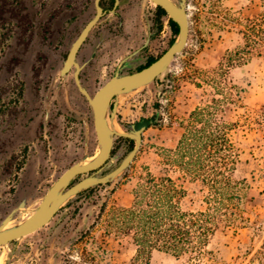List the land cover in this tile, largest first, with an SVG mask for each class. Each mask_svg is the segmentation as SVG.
Listing matches in <instances>:
<instances>
[{
  "label": "rangeland",
  "instance_id": "1",
  "mask_svg": "<svg viewBox=\"0 0 264 264\" xmlns=\"http://www.w3.org/2000/svg\"><path fill=\"white\" fill-rule=\"evenodd\" d=\"M0 3V220L25 198L15 223L32 212L69 165L98 151L90 105L77 90L72 72L59 74L71 41L93 7L92 0ZM186 4L189 33L183 50L153 82L118 97L113 120L118 131L158 112L157 121L142 132L127 169L71 197L39 229L0 246V263L132 264L135 251L129 238L104 234L109 209L131 203L132 188L145 166L156 175L168 173L184 187V209L205 207L206 187L165 164L163 153L175 147L190 112L218 98L225 100L223 118L235 124L230 134L238 161L232 176L248 183L240 206L246 219L241 227L216 231L208 245L212 254L202 255L200 264H264V0ZM96 31L83 45L80 61L90 57ZM173 38L172 33H160L147 53L157 55ZM116 44L109 35L82 69V84L91 94L111 76L124 53ZM57 81L44 101L49 85ZM128 145L115 137L116 157L107 171L124 157ZM102 203L105 211L98 217ZM184 262L160 251L150 258V264Z\"/></svg>",
  "mask_w": 264,
  "mask_h": 264
},
{
  "label": "trees",
  "instance_id": "2",
  "mask_svg": "<svg viewBox=\"0 0 264 264\" xmlns=\"http://www.w3.org/2000/svg\"><path fill=\"white\" fill-rule=\"evenodd\" d=\"M2 11L0 3V16ZM170 24L177 32L172 20ZM224 104L213 98L195 107L175 147L163 153L165 164L206 187L203 209H184V187L168 173L156 175L147 166L132 188L131 203L109 209L104 234L129 238L135 251L132 264H150L154 251L184 258L183 264H200L202 255L212 254L208 245L216 231L244 223L240 206L248 183L232 176L238 151L230 134L235 124L223 118ZM99 210L101 217L105 203Z\"/></svg>",
  "mask_w": 264,
  "mask_h": 264
},
{
  "label": "water",
  "instance_id": "3",
  "mask_svg": "<svg viewBox=\"0 0 264 264\" xmlns=\"http://www.w3.org/2000/svg\"><path fill=\"white\" fill-rule=\"evenodd\" d=\"M99 1L94 0V15L85 23L71 42L67 54L63 59L62 66L59 68V74L63 76L73 67L75 86L84 95L92 111L98 152L87 162H85L86 156L82 160L69 165L46 189L37 205L32 209V212L15 223H12V220L15 214L25 206V198H22L16 206L12 207L0 220V246L6 245L9 242H15L20 237L32 233L47 224L59 208L71 197L80 194L89 187L107 183L120 176L135 157L141 145L142 132L147 126L155 123L158 119V112L149 117H140L139 120L129 125L127 131H118L113 123L116 116L119 95L150 83L158 74L167 68L174 55L180 52L185 46L189 32L186 0H153L164 8L170 15V18L177 24L178 32L176 38L158 58L137 71L121 74L120 70L125 63L122 60L111 77L91 94L81 83L79 72L84 63L80 64L76 59V55L90 29L103 14V9ZM117 2L118 0H115V5ZM94 52L95 50L92 51L91 56ZM59 84L60 81H57L54 85L53 83L49 85L44 95V101H47L51 88L53 86L57 87ZM113 98L115 101L111 106V110H109L110 102ZM48 114L49 111L46 109L43 121L44 127L47 124ZM115 136L130 138L133 140V145L114 167L105 173H101L103 168L109 167L110 160L116 157L111 155ZM82 174L86 175L73 181L74 178ZM8 223L11 225L6 227Z\"/></svg>",
  "mask_w": 264,
  "mask_h": 264
},
{
  "label": "flooded vegetation",
  "instance_id": "4",
  "mask_svg": "<svg viewBox=\"0 0 264 264\" xmlns=\"http://www.w3.org/2000/svg\"><path fill=\"white\" fill-rule=\"evenodd\" d=\"M99 3L103 9V14L98 19V21L92 26V28L90 29L86 39L81 44V46L77 52V55H76L77 61L80 64L84 63V65L82 66V68L80 69V72H79L80 80H81L82 69L88 64L90 59L96 54V50H98V48H100L104 44L105 39L109 35L112 36L113 43L114 44L117 43L116 44L117 47H115V49L119 52L124 51V53L118 58V63L116 64V67H118L121 64V61L124 60L125 63L120 70L121 74L131 73V72L137 71V70L145 67L146 65L151 63L153 60L158 58L176 38V35L178 32L177 24L170 18V15L165 11V9L162 8L160 5H158L157 3H155L153 0H118L116 5H115V0H100ZM92 7H93V13L82 24L78 33L80 32L82 27L85 25V23L95 13L94 0H92ZM170 20H172L175 23V25L177 27V32H175L174 29L171 27ZM143 25H145V28L143 27ZM95 29L97 30L96 32H97L98 36H97L96 41L93 44V47H94L93 50H95V49L96 50L92 56L90 55L91 57L85 59L84 61H80L78 58L79 53H80L83 45L88 40H90V36ZM143 30H144V34H143ZM164 31L172 33L174 36V38L171 39L169 45L165 49H163L160 53H158L157 55H155L154 53H147V51L150 49V45L152 44L154 39H156L158 36H160V33H164ZM123 34H124V36H123ZM120 43H122V44H120ZM67 51L65 53V56L67 54ZM92 51H91V54H92ZM180 52H178V53H180ZM178 53H176V54H178ZM176 54L174 55V57L176 56ZM65 56H64V58H65ZM174 57H173V59H174ZM150 58H152V61L149 62ZM171 61H170V63H171ZM62 63H63V61H62ZM170 63H169V65H170ZM168 66H167V68H168ZM116 67L114 68V70L116 69ZM114 70L112 71V73L114 72ZM69 72H72V79H73V67L66 74H68ZM163 72H161V73H163ZM112 73H111V75H112ZM160 74H158L151 82H153ZM73 82H74V79H73ZM81 83H82V81H81ZM150 83H148V84H150ZM148 84H146V85H148ZM146 85H144V86H146ZM114 101L115 100L113 98L110 102L109 110H111V106H112ZM117 110H118V101H117ZM117 110H116V113H117ZM149 126H147V127H149ZM115 137L120 138L122 141H126L127 143H129L127 152L131 149V147L133 145L132 139L127 138V137H123V136H115ZM115 137H114V139H115ZM114 139H113L111 155H113V153H114ZM105 168L102 169L101 173L107 172V170ZM84 175H86V174H84ZM79 176L80 175H78L77 177H79ZM101 184H103V183H101ZM97 185H99V184H97Z\"/></svg>",
  "mask_w": 264,
  "mask_h": 264
},
{
  "label": "bare ground",
  "instance_id": "5",
  "mask_svg": "<svg viewBox=\"0 0 264 264\" xmlns=\"http://www.w3.org/2000/svg\"><path fill=\"white\" fill-rule=\"evenodd\" d=\"M114 126H115V124H114ZM115 127H116V129H117V126H115ZM117 130H118V129H117ZM97 152H98V151H97ZM97 152H96V154H97ZM96 154H95V155H96ZM95 155H94V156H95ZM94 156H93V157H94ZM93 157H91V158H87V159L85 160V162L91 160ZM6 227H9V225L7 224Z\"/></svg>",
  "mask_w": 264,
  "mask_h": 264
}]
</instances>
